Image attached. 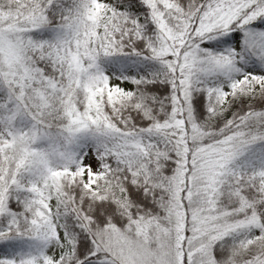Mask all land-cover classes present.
Returning <instances> with one entry per match:
<instances>
[{
	"label": "snow or ice",
	"instance_id": "obj_1",
	"mask_svg": "<svg viewBox=\"0 0 264 264\" xmlns=\"http://www.w3.org/2000/svg\"><path fill=\"white\" fill-rule=\"evenodd\" d=\"M0 264H264V0H0Z\"/></svg>",
	"mask_w": 264,
	"mask_h": 264
}]
</instances>
